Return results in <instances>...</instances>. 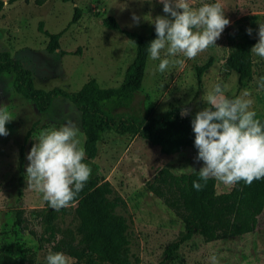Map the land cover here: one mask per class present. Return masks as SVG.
Wrapping results in <instances>:
<instances>
[{
    "label": "rangeland",
    "instance_id": "rangeland-1",
    "mask_svg": "<svg viewBox=\"0 0 264 264\" xmlns=\"http://www.w3.org/2000/svg\"><path fill=\"white\" fill-rule=\"evenodd\" d=\"M0 12V51H7L32 73L36 88L50 90L62 88L78 91L89 79H95L102 88L120 85L128 64L132 61L134 45L120 32L105 28L101 20L113 17L119 26L142 35L154 29L152 19L167 15L157 0H19L12 4L2 0ZM41 1V3H37ZM193 7L217 0H189ZM225 16L231 23L225 27L216 45H209L193 59L182 53L167 57L170 64L164 72L156 71L159 60L148 55L141 88L129 104L119 107L108 105L105 109L115 117L133 116L140 120H151L166 111L177 108L183 116L195 115L208 107L207 93L216 83H221L224 95L253 101L251 109L256 118L264 119V92H257V79L264 76V59L252 54V78L244 86L238 85L237 75L228 67L227 30L236 20L247 18L252 37L258 41V22L264 23V0H218ZM82 11L79 21L70 25L73 8ZM139 19L134 21L132 15ZM49 33L65 31L59 40L60 47L76 51L73 55L50 54L46 51L47 38L38 30L39 24ZM165 58V50L161 51ZM211 66L197 79L195 66ZM13 75L0 76V109L7 111L11 120L6 124L9 134L0 136V253L18 257L22 250L35 253L34 264H46L45 257L53 252L54 243L45 240L38 243L41 227L33 210L44 206L43 194L30 186L25 175L27 153L39 137L66 123L78 129L76 139L83 148V135L79 128V116L74 106L66 100L57 99L51 111L40 115L33 103L15 93L12 88ZM248 90L249 97L242 92ZM34 127V128H32ZM30 132L26 141L27 133ZM25 147L24 179L17 186L19 149ZM197 153L185 149L172 156L160 154L138 136H118L105 133L98 143V153L88 162L98 178L107 181L112 189L110 198L119 197L122 204L115 213L127 224L129 240L128 256L131 264H264V212L257 217L255 229L240 237L204 241L200 236L180 245L166 260V248L176 241L183 231L180 217L163 201L147 190L146 184L153 180L161 169L176 176L198 172L203 166ZM192 168L195 170H192ZM215 180L217 194L228 193L234 184ZM20 190L21 196L18 197ZM23 211L25 229L14 227L15 213ZM78 220L74 207L67 208L56 222V242L75 234ZM33 233V235H32ZM69 257V256H68ZM68 264H93V260L76 262L69 257Z\"/></svg>",
    "mask_w": 264,
    "mask_h": 264
},
{
    "label": "trees",
    "instance_id": "trees-1",
    "mask_svg": "<svg viewBox=\"0 0 264 264\" xmlns=\"http://www.w3.org/2000/svg\"><path fill=\"white\" fill-rule=\"evenodd\" d=\"M16 1L19 0H8V3ZM62 2L73 3L74 0ZM3 6L4 2L0 0V12ZM81 15V9L74 7L69 24H76ZM101 23L105 28L123 34L135 48L134 57L117 87L102 88L95 79H89L75 92L62 88L38 89L34 85L30 70L7 51H0V76L11 73L14 92L31 101L40 115L49 113L57 99L66 100L74 106L83 135L85 163L96 158L98 143L105 133L138 136L158 148L160 154L165 156L175 155L185 149L198 153L194 146L195 134L191 128L194 115L183 116L177 108H173L151 120H140L133 116L115 117L105 109L108 105L119 107L129 104L132 96L140 90L149 55L148 44L155 38V30L147 35L124 30L111 16L102 18ZM246 28L247 18L243 17L233 23L225 36L228 46L226 62L237 75L240 87L252 78L250 49L256 43L252 36L246 34ZM38 30L47 38L45 49L50 54L59 51L60 55H73L81 49L78 47L74 52L61 49L59 40L64 30L49 33L43 29L42 23L39 24ZM211 64L212 59H209L206 64L194 67L198 80ZM29 134L30 132L27 133L26 141ZM24 152L25 147L21 146L17 166L18 188L24 179ZM198 179L197 172L176 176L166 169H161L153 180L146 184L147 190L175 211L182 222V233L165 250L166 260L181 244L195 236L209 242L251 233L256 227L257 217L264 212V177L254 179L250 184L243 180L236 182L228 193L223 194L216 193L214 179H209L206 183L201 181L203 187L200 190L194 189L192 182ZM111 194L110 184L98 178L96 171L91 167V174L84 188L67 206L53 209L45 201L42 208L31 212L41 227L39 245L44 240L54 243L51 247L53 252H64L79 263L93 260V264H131L128 256L127 224L122 216L115 213L122 200L119 197L110 198ZM20 196L19 190L18 197ZM70 207H74L78 220L75 234L69 232L67 239L63 237L56 242L55 222L58 216ZM22 215L23 211L18 210L14 220V227L21 231L25 229ZM34 257L35 253L29 249L22 250L18 257L0 253V264H34Z\"/></svg>",
    "mask_w": 264,
    "mask_h": 264
},
{
    "label": "clouds",
    "instance_id": "clouds-1",
    "mask_svg": "<svg viewBox=\"0 0 264 264\" xmlns=\"http://www.w3.org/2000/svg\"><path fill=\"white\" fill-rule=\"evenodd\" d=\"M157 2L167 15L152 19L155 38L149 42L147 51L152 60H159L156 71L161 73L170 64L167 57L182 53L188 59L195 58L209 45H216V40L231 23L218 0L199 7H193L189 0ZM132 19L138 21L139 18L133 14ZM245 31L251 36L253 29L248 27ZM257 35L259 39L250 52L264 59V23L258 22ZM162 50H165V58H161ZM256 83V91L264 92V76ZM221 85L213 86L205 97L209 106L191 119L194 146L198 150L196 159L203 161L197 172L199 179L192 182L196 190L203 187L201 181L206 183L209 179L224 184L241 180L250 184L264 177V121L256 118L251 99H242L240 95L228 98ZM249 95L248 90L242 92L243 97ZM10 120V114L0 109V136L9 134L6 124ZM77 131L75 125L66 123L45 132L26 156L28 183L43 194V200L53 209L67 206L84 188L91 174V168L84 162L85 150L76 139ZM210 259L215 264L216 256ZM68 260L61 251L49 252L45 257L46 264H68Z\"/></svg>",
    "mask_w": 264,
    "mask_h": 264
}]
</instances>
